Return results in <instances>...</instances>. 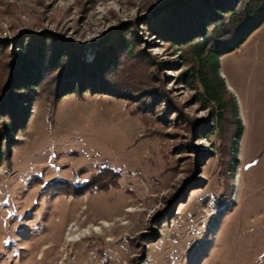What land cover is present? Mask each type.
<instances>
[{
    "label": "rangeland",
    "instance_id": "374dc122",
    "mask_svg": "<svg viewBox=\"0 0 264 264\" xmlns=\"http://www.w3.org/2000/svg\"><path fill=\"white\" fill-rule=\"evenodd\" d=\"M174 1L0 0L1 64L30 43L22 33L52 32L89 63L116 45L129 75L161 91L146 127L139 101L100 87L54 103L52 76L18 101L25 126L0 167V264H264V25L220 61L243 125L233 167V127L212 134L180 81ZM108 169L118 182L95 189Z\"/></svg>",
    "mask_w": 264,
    "mask_h": 264
},
{
    "label": "trees",
    "instance_id": "16d2710c",
    "mask_svg": "<svg viewBox=\"0 0 264 264\" xmlns=\"http://www.w3.org/2000/svg\"><path fill=\"white\" fill-rule=\"evenodd\" d=\"M174 2L175 22L169 37L181 46L189 66L180 81L196 92V103L203 110L209 111L216 121L212 134L219 127L224 137L228 129L233 127L230 149L234 167L237 164L243 125L236 97L221 75L220 61L222 57L239 49L264 25V0ZM26 35L30 43H20L22 40H18L14 49L20 52L12 54L8 62L0 63V120L4 121L0 127V167L5 161L4 142L11 145L14 135L25 126V119L19 120L23 109L18 101L24 99L28 91L34 92L44 83H51L47 80L50 76L57 80L54 103L68 95H82L90 88L100 87L103 91L126 97L132 102L139 101L140 105L133 114H142L140 121L145 127L150 120L156 121L151 111H155L161 91L156 87L151 88L145 78L140 80L139 77L129 75L122 67L125 61L116 45L102 47L89 63L81 58V52L61 34L22 33V37ZM128 42L124 41L121 46L130 58L135 54V47L132 46L135 42ZM149 97L154 100L151 104L147 102ZM118 179L119 174L108 169L95 175L91 184L95 189L105 190L115 186Z\"/></svg>",
    "mask_w": 264,
    "mask_h": 264
},
{
    "label": "crops",
    "instance_id": "0c3cea01",
    "mask_svg": "<svg viewBox=\"0 0 264 264\" xmlns=\"http://www.w3.org/2000/svg\"><path fill=\"white\" fill-rule=\"evenodd\" d=\"M243 113V112H242Z\"/></svg>",
    "mask_w": 264,
    "mask_h": 264
}]
</instances>
